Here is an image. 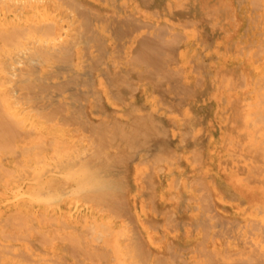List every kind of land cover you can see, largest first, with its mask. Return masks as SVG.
<instances>
[{"label":"bare ground","instance_id":"1","mask_svg":"<svg viewBox=\"0 0 264 264\" xmlns=\"http://www.w3.org/2000/svg\"><path fill=\"white\" fill-rule=\"evenodd\" d=\"M0 264H264V0H0Z\"/></svg>","mask_w":264,"mask_h":264}]
</instances>
